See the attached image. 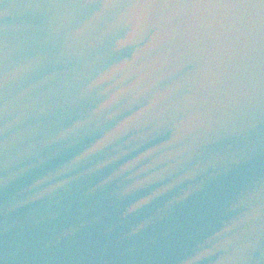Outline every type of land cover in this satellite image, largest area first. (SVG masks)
Listing matches in <instances>:
<instances>
[{
	"label": "water",
	"instance_id": "obj_1",
	"mask_svg": "<svg viewBox=\"0 0 264 264\" xmlns=\"http://www.w3.org/2000/svg\"><path fill=\"white\" fill-rule=\"evenodd\" d=\"M0 264H264V0H0Z\"/></svg>",
	"mask_w": 264,
	"mask_h": 264
}]
</instances>
